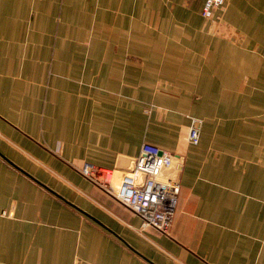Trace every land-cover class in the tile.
<instances>
[{"label": "crops", "instance_id": "1", "mask_svg": "<svg viewBox=\"0 0 264 264\" xmlns=\"http://www.w3.org/2000/svg\"><path fill=\"white\" fill-rule=\"evenodd\" d=\"M202 3L0 0V152L63 198L0 156V264H264V0H226L228 38ZM143 142L177 164L168 234L76 171Z\"/></svg>", "mask_w": 264, "mask_h": 264}, {"label": "built area", "instance_id": "2", "mask_svg": "<svg viewBox=\"0 0 264 264\" xmlns=\"http://www.w3.org/2000/svg\"><path fill=\"white\" fill-rule=\"evenodd\" d=\"M225 3L226 0H203L200 14L212 32L221 31L224 27L221 13ZM201 125V119L191 117L187 133L190 144L199 143ZM176 165L172 153L143 142L127 169L104 168L83 162L76 171L137 216L140 220L139 231L153 229L168 234L178 201Z\"/></svg>", "mask_w": 264, "mask_h": 264}, {"label": "water", "instance_id": "3", "mask_svg": "<svg viewBox=\"0 0 264 264\" xmlns=\"http://www.w3.org/2000/svg\"><path fill=\"white\" fill-rule=\"evenodd\" d=\"M0 156L2 158H4L9 164H11L13 167H15L16 169H18L19 171H21L22 173H24L26 176L30 177L31 179H33L34 181H36L39 185H41L42 187H44L45 189H47L48 191L52 192L54 195H56L59 198H62V196H60L58 193H56L55 191L51 190L49 187H47L45 184H43L42 182H40L38 179L34 178L33 176H31L28 172H26L25 170H23L22 168H20L19 166H17L14 162H12L11 160H9L7 157H5L1 152H0ZM63 199V198H62ZM69 205H71L72 207L76 208L77 210H79L80 212H82L83 214H85L86 216H88L89 218H91L92 220H94L95 222L99 223L100 225L104 226L102 224V222H100L98 219H96L95 217H93L92 215L88 214L87 212L81 210L79 207H77L76 205L72 204L69 201H66ZM105 227V226H104ZM111 231V230H110Z\"/></svg>", "mask_w": 264, "mask_h": 264}, {"label": "rangeland", "instance_id": "4", "mask_svg": "<svg viewBox=\"0 0 264 264\" xmlns=\"http://www.w3.org/2000/svg\"><path fill=\"white\" fill-rule=\"evenodd\" d=\"M226 28L225 27H223V29L221 30V31H213L214 32V35H217V36H224L225 38H228L229 37V35H230V33H227L226 31ZM226 36H228V37H226ZM86 180V179H85ZM86 181H88V180H86ZM89 182V181H88ZM93 185V184H92ZM93 186H95V185H93ZM126 215H128L129 216V214L128 213H125Z\"/></svg>", "mask_w": 264, "mask_h": 264}]
</instances>
